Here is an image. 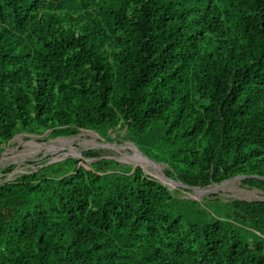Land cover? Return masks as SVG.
<instances>
[{"label": "trees", "instance_id": "obj_1", "mask_svg": "<svg viewBox=\"0 0 264 264\" xmlns=\"http://www.w3.org/2000/svg\"><path fill=\"white\" fill-rule=\"evenodd\" d=\"M98 129L185 186L264 192V0H0V157ZM100 156L0 183V264H264V202Z\"/></svg>", "mask_w": 264, "mask_h": 264}, {"label": "rangeland", "instance_id": "obj_2", "mask_svg": "<svg viewBox=\"0 0 264 264\" xmlns=\"http://www.w3.org/2000/svg\"><path fill=\"white\" fill-rule=\"evenodd\" d=\"M135 142L136 140L126 135V130L122 129L81 131L76 136L60 138L52 137L50 132H43L42 134L37 132L34 134L22 133L4 148V151H9V154L3 155L1 160L6 167L0 168V183L15 180L23 174L34 173L46 165L63 162L71 158L83 161L84 153L95 151L101 155L99 160H112L122 166H134L132 161L139 158L145 161L144 171L146 175L158 178L159 182L170 189L176 188L173 182L163 176V174L166 175L167 166L158 163L153 164L145 160L140 152L144 156H148L142 148L140 149L144 153L136 147ZM149 159L153 160L152 158ZM94 161V159L86 160L89 164ZM7 169L12 170L10 174L4 173ZM172 180L176 181L175 179ZM215 197L224 201L264 202V192L245 187L242 180L231 182L221 188L213 186L200 191H191L186 195L188 199L199 201L205 198L214 199Z\"/></svg>", "mask_w": 264, "mask_h": 264}, {"label": "water", "instance_id": "obj_3", "mask_svg": "<svg viewBox=\"0 0 264 264\" xmlns=\"http://www.w3.org/2000/svg\"><path fill=\"white\" fill-rule=\"evenodd\" d=\"M16 137H17V136H16ZM16 137H15V138H16ZM15 138H14V139H15ZM5 152H6V151H4V152L2 153V155H1V157H0V168H2V169L6 167V165H4V163H2V161H1L3 155L5 154ZM80 152H83V151H80ZM140 154L145 158V160H147V161H149V162H151V163H153V164H156L155 161H153V160L149 159L148 157L144 156L141 152H140ZM117 161H120V160L117 159ZM120 162H121V161H120ZM133 162H134V163H133ZM132 164H133L135 167H140V168H142V169L144 170V163L139 162V161H132ZM144 172H145V171H144ZM163 176H164L166 179H168V180H170L171 182H173V183L176 185V187H185V188H187V189H189V190H191V191H200V190H203V189H201V188H195V187L185 186V185L181 184L180 182H178V181H174V180H172L171 178L167 177V175H164V174H163ZM153 178H154V177H153ZM246 178H247V177L239 176V177L233 178V179H231V180H228V181H226V182H224V183H222V184H220V185H212L211 187L216 186V188H221V187H224V186H226L227 184H229V183H231V182H234V181H237V180H244V179H246ZM154 179H156L157 181H159L158 178H154ZM211 187H209V188H211Z\"/></svg>", "mask_w": 264, "mask_h": 264}, {"label": "bare ground", "instance_id": "obj_4", "mask_svg": "<svg viewBox=\"0 0 264 264\" xmlns=\"http://www.w3.org/2000/svg\"><path fill=\"white\" fill-rule=\"evenodd\" d=\"M80 137V136H79ZM75 152V151H74ZM132 160V159H131ZM134 160H136L135 158H134ZM136 161H139V162H142V163H144L145 161H143V160H141V159H139L138 158V160H136ZM157 169V168H156Z\"/></svg>", "mask_w": 264, "mask_h": 264}]
</instances>
